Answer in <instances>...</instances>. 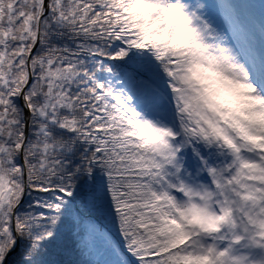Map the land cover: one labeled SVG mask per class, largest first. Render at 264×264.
<instances>
[{
	"label": "snow or ice",
	"instance_id": "1",
	"mask_svg": "<svg viewBox=\"0 0 264 264\" xmlns=\"http://www.w3.org/2000/svg\"><path fill=\"white\" fill-rule=\"evenodd\" d=\"M0 264H264V0H0Z\"/></svg>",
	"mask_w": 264,
	"mask_h": 264
},
{
	"label": "rangeland",
	"instance_id": "2",
	"mask_svg": "<svg viewBox=\"0 0 264 264\" xmlns=\"http://www.w3.org/2000/svg\"><path fill=\"white\" fill-rule=\"evenodd\" d=\"M256 3H259V0H255Z\"/></svg>",
	"mask_w": 264,
	"mask_h": 264
}]
</instances>
